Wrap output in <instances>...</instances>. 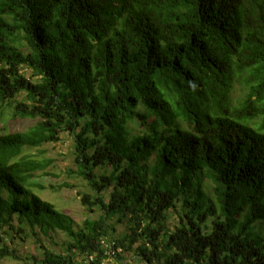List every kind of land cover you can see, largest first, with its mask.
<instances>
[{
	"label": "trees",
	"instance_id": "obj_1",
	"mask_svg": "<svg viewBox=\"0 0 264 264\" xmlns=\"http://www.w3.org/2000/svg\"><path fill=\"white\" fill-rule=\"evenodd\" d=\"M6 112L36 123L0 133V264H103L105 237L145 264H264V0H0ZM62 134L101 212L78 228L24 154Z\"/></svg>",
	"mask_w": 264,
	"mask_h": 264
},
{
	"label": "rangeland",
	"instance_id": "obj_2",
	"mask_svg": "<svg viewBox=\"0 0 264 264\" xmlns=\"http://www.w3.org/2000/svg\"><path fill=\"white\" fill-rule=\"evenodd\" d=\"M32 77L30 72H27ZM240 93L239 89L233 93L234 97ZM4 117H0V133H16L26 132L35 125V121L29 119L14 118L11 112H6ZM58 143L46 144L37 149H26L24 154L33 155L44 162H51V166L44 172L39 173L32 180V190L37 193L42 200L53 203L57 209L68 215L74 220L75 228L82 226L86 219H98L101 215L100 211L90 213L85 206L82 205L81 194L90 193L87 183L75 174L77 167L75 164L74 141L69 134H62ZM43 189H40L41 187ZM40 187V188H38ZM168 226H174V217L171 216ZM255 230L264 235V228H255ZM128 231V225L119 224L117 226L116 238L124 236ZM30 234V233H29ZM67 239L61 233L55 237L57 244L65 243ZM51 240L45 241L51 248L58 249V245H52ZM139 244L135 245L137 248ZM20 253L25 258L30 256H40L41 245L36 237H28L21 242L18 247ZM127 256L132 258L134 264H142L134 252L128 253ZM24 262H28L25 260ZM1 264H13L9 260H4Z\"/></svg>",
	"mask_w": 264,
	"mask_h": 264
},
{
	"label": "built area",
	"instance_id": "obj_3",
	"mask_svg": "<svg viewBox=\"0 0 264 264\" xmlns=\"http://www.w3.org/2000/svg\"><path fill=\"white\" fill-rule=\"evenodd\" d=\"M100 245L106 252L103 264H134L132 258H129L127 256L124 247L118 245L117 241L114 238H102L100 241ZM119 256H122L124 260H121ZM141 263L145 264L144 262Z\"/></svg>",
	"mask_w": 264,
	"mask_h": 264
}]
</instances>
